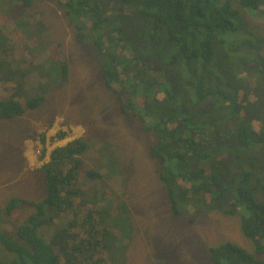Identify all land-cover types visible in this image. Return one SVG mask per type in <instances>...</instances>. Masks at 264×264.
<instances>
[{"label": "trees", "instance_id": "trees-1", "mask_svg": "<svg viewBox=\"0 0 264 264\" xmlns=\"http://www.w3.org/2000/svg\"><path fill=\"white\" fill-rule=\"evenodd\" d=\"M48 1L77 18L80 43L84 27L103 28L94 0ZM120 1L121 6L139 7L137 14L151 19L156 30L162 26L161 34L167 38L168 53L158 66L119 26L99 32L93 49L104 86L116 95L119 110L136 120L148 138L169 212L192 223L210 214L236 217L239 233L253 251L222 239L208 247L209 260L264 264V34L253 31L244 14L264 17V0H235L238 7L232 0ZM15 2L26 8L33 22L41 18L35 0ZM155 33L160 40V33ZM145 39L143 46L151 48L143 43ZM59 47V42L52 45L49 59L58 55L56 62L66 76ZM6 53L2 58L7 64ZM15 94L21 95L14 88L8 97L0 96V119H14L24 112ZM42 100V95L25 96V107L33 110ZM253 121L259 124L254 126ZM65 135L58 133L59 138ZM41 142L45 145L42 135ZM89 146L82 136L54 147L39 168L44 197L35 201L14 196L8 201V214L18 203L34 210L17 226L16 241L0 231L2 246L14 254L10 260L0 259V264H113L117 259L125 264L124 255L120 258L116 253L120 245L112 232L117 228L112 212L121 208L125 214L126 204L119 200L116 207L97 205L102 193L95 200L74 204L92 186L89 178L102 177L82 167L81 156ZM69 211L72 218L59 225L57 218ZM47 224L54 227L48 241L43 232L38 234Z\"/></svg>", "mask_w": 264, "mask_h": 264}, {"label": "rangeland", "instance_id": "rangeland-1", "mask_svg": "<svg viewBox=\"0 0 264 264\" xmlns=\"http://www.w3.org/2000/svg\"><path fill=\"white\" fill-rule=\"evenodd\" d=\"M94 3L101 10L103 28L84 27L80 43L75 30L77 18L66 15L53 1L35 0L41 18L33 22L20 3L0 0V69L4 73L0 71V96L8 97L15 88L21 95L15 94L14 98L24 109L17 118L0 119V231L17 240V226L34 209L18 203L14 213L8 214V201L14 196L41 200L45 186L39 168L50 151L83 136L90 146L81 156L82 167L98 171L102 177L89 178L92 186L74 204L82 199L95 200L100 193L104 195L97 205L116 207L119 200L126 204L129 213L123 214L121 208L112 212L117 224L112 232L119 237L120 245L116 253L120 258L124 255L125 264H212L207 249L222 239L253 251L240 235L236 217L210 214L192 223L171 216L164 186L157 176V162L149 153L148 138L136 120L119 110L116 95L104 86L93 49V39L99 32L119 26L134 39V45L143 49L150 63L158 66L168 53L164 46L167 38L161 34L164 28L158 26L156 30L151 19L137 14L139 7L121 6L120 0ZM232 3L238 7L235 0ZM244 14L250 28L264 34V17L247 11ZM155 32L160 33V40ZM144 37L143 43L151 48L143 46ZM57 42L66 76L56 62L60 60L58 55L49 59L51 47ZM8 48L12 51L6 53ZM5 53L10 58L7 64L2 58ZM36 95L43 96L42 102L33 110L26 109L25 96ZM248 98L253 99L251 95ZM258 124L253 121L254 126ZM61 131L66 132L63 138L58 137ZM73 215L71 211L60 215L58 224L65 225ZM53 229L47 224L38 234L43 232L48 241ZM13 256L0 242V259L10 260ZM113 264H120V260Z\"/></svg>", "mask_w": 264, "mask_h": 264}, {"label": "bare ground", "instance_id": "bare-ground-1", "mask_svg": "<svg viewBox=\"0 0 264 264\" xmlns=\"http://www.w3.org/2000/svg\"><path fill=\"white\" fill-rule=\"evenodd\" d=\"M30 65V64H29ZM193 206V205H192ZM162 208V207H161ZM165 209V208H164ZM159 212V211H158ZM172 216V215H171ZM201 226V225H200ZM185 227V226H184ZM217 227V226H216ZM183 228V227H182ZM171 231V230H170ZM182 233V232H181ZM206 236V235H205ZM150 241V240H149ZM200 243H202V242H200ZM144 244V243H143ZM196 247V246H195Z\"/></svg>", "mask_w": 264, "mask_h": 264}, {"label": "crops", "instance_id": "crops-1", "mask_svg": "<svg viewBox=\"0 0 264 264\" xmlns=\"http://www.w3.org/2000/svg\"><path fill=\"white\" fill-rule=\"evenodd\" d=\"M47 159H48V156H47Z\"/></svg>", "mask_w": 264, "mask_h": 264}]
</instances>
